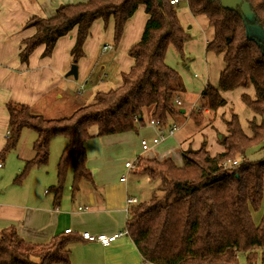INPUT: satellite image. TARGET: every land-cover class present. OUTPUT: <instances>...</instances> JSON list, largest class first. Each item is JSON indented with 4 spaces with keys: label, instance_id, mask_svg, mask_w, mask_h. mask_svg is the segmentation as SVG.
I'll use <instances>...</instances> for the list:
<instances>
[{
    "label": "trees",
    "instance_id": "16d2710c",
    "mask_svg": "<svg viewBox=\"0 0 264 264\" xmlns=\"http://www.w3.org/2000/svg\"><path fill=\"white\" fill-rule=\"evenodd\" d=\"M170 1L163 0L160 7L157 0H87L59 6L51 18L33 16L24 25L23 29L34 28L35 33L21 43L22 62L40 46L51 56L57 41L76 29L71 51L76 65L96 20L107 26L113 17L117 46L127 21L140 6L149 15L141 40L129 52L134 65L122 75L120 87L97 93L92 104L58 119L37 115L26 105L7 104L9 130L0 159L16 148L24 129L36 133L35 155L25 163L16 184H22L32 169L48 164L54 137L65 138L57 183L49 188L54 206L59 207L71 166L73 194L91 178L84 144L92 127L98 128L100 136H110L136 130L143 123L145 108H153L152 118L161 125L177 113L174 101L185 90L181 76L166 63V54L172 45L184 59L190 35ZM242 1L249 4L252 19L240 6L224 9L220 0H187L191 14L205 16L214 31L206 50L222 54L225 64L218 87L209 84L204 89L202 106L217 112L227 104L221 92L253 86L254 98L244 93L241 99L262 122L256 118L249 122V136L233 114L225 122L228 134L219 141L224 151L212 156L206 143L197 150L188 148L182 151L181 168L171 159L139 160L136 171L160 181L162 195L156 192L148 201L132 205L126 230L150 264H239L240 255L245 256V264H264V212L258 224L254 218L264 203V159L253 162L246 157L249 149L264 145V0ZM193 119L200 124L194 114ZM80 239L64 233L46 244H33L9 227L0 233V264H71L69 247Z\"/></svg>",
    "mask_w": 264,
    "mask_h": 264
},
{
    "label": "crops",
    "instance_id": "0c3cea01",
    "mask_svg": "<svg viewBox=\"0 0 264 264\" xmlns=\"http://www.w3.org/2000/svg\"><path fill=\"white\" fill-rule=\"evenodd\" d=\"M6 1L0 0V6ZM14 1L15 9L0 14V21L7 19L10 24L8 33L0 38V152L5 146L9 130V114L6 108L8 103L26 105L37 115L47 119H58L69 117L80 107L92 104L97 93L120 87L122 75L128 73L134 65L129 52L141 40L149 19L145 6H140L127 21L117 46L113 42V17L109 19L107 26L103 20H96L84 43V56L76 64L78 77L75 78L68 76V73L75 65L71 51L76 40V29L57 41L51 56L45 54L44 46L38 47L24 62L19 59V53L22 41L35 33L34 28L23 29L31 17L51 18L59 6L85 3L87 0ZM174 6L180 23L188 34L190 35L189 30L196 32L194 34L196 40L189 39L185 43L184 50L192 51L195 45H200L201 54H204V48L205 52H208L207 44L214 38V31L208 19L205 16H193L188 6L180 9L181 0ZM188 24L191 25L189 28H187ZM198 37H201L200 40H197ZM106 46H112L113 49L104 51ZM170 47L174 48L172 45ZM211 53L213 52L206 53V67L200 68L201 74L193 73V76L188 74L192 67L196 70L194 63L190 65L184 63V67L177 68L185 91L177 95L176 99L182 103L175 104L177 113L170 115L166 125H151V121L154 120L153 108H145L143 123L138 124L134 131L102 137L97 127L89 130V137L84 145L87 154L86 166L91 171V178L82 181L79 191L73 194L71 189L73 167L71 166L59 207L54 206V196L49 193V188L57 183V165L67 140L63 137H54L50 143L49 165L35 170L21 186H15L12 183L13 179L22 171L25 163L32 160L35 155L33 144L36 135H31L33 137L28 139L29 144L23 147L22 142L27 134V129H24L21 139L13 150L12 158L15 157V163L11 159V166H9L10 161L7 159L6 169L1 171L0 233L6 228L14 227L25 241L46 244L53 237L64 234L67 229H71L72 234L79 238L83 232L94 235L123 232L126 230L130 207L149 200L141 198L142 194L138 188L139 180L149 177L136 170L126 171L124 168L128 161L139 162L140 159H148L163 162L171 159L177 167L181 168L184 166L182 151L188 148L197 150L203 143H206L207 150L212 156L222 153L224 148L219 142L221 135L216 134L210 127L205 128L204 124H197L191 116L198 107L204 105L202 93L206 86L210 84L218 87V77L225 68L224 61L219 66L218 60L221 58L213 57L215 53ZM220 55L223 59V55ZM215 61L218 62L216 67ZM166 63L171 66L167 54ZM205 69L207 77L204 78L203 70ZM191 78L197 79L195 85L191 84ZM198 80L202 83L204 80L203 86L198 83ZM197 83L199 86L196 85ZM251 88L252 92L246 90L248 88H238L221 92V94L225 100L230 93L234 92H237L238 96L241 94L240 98L244 93L254 98L255 91L253 87ZM199 98L202 100L200 106L197 105ZM64 100L79 101L78 108H76V102L69 116L50 114L61 106ZM226 105L217 111L220 119L217 118L213 124L221 134L225 135L228 133L221 116L228 121L233 115L227 111L228 101ZM188 118L195 125L194 134L187 139H184V136L180 139L176 138L188 122ZM255 118L258 123L262 122L261 117L253 113L248 115L249 120L246 124L249 126V122ZM173 126L177 127V131L173 136H169L168 131ZM242 128L247 135H252L250 128L249 132L244 126ZM155 138H162V140L150 151L144 152L141 141L145 139L152 141ZM246 157L253 162L264 159V145L249 149ZM0 162L4 166V160L0 159ZM123 177L125 181H121ZM150 182L154 180L150 179ZM152 189L151 195L158 192V187ZM129 199H136L137 203L129 204ZM260 210V213H254V218L257 216L256 223L261 220L264 203ZM69 248L71 264H150L142 258L130 236H123L108 246L99 242H87L81 238L72 243Z\"/></svg>",
    "mask_w": 264,
    "mask_h": 264
},
{
    "label": "rangeland",
    "instance_id": "374dc122",
    "mask_svg": "<svg viewBox=\"0 0 264 264\" xmlns=\"http://www.w3.org/2000/svg\"><path fill=\"white\" fill-rule=\"evenodd\" d=\"M15 5L16 4H15V1L14 0H7L4 5L0 6V14H3L4 12H7V13L8 12H11V9H15L16 8ZM187 6H188L187 5V0H181L180 9H184ZM190 24L187 25V28H189V26H191ZM9 28H10V24H9V22H8L7 19H4L3 21H0V38L3 37V36H5L8 33L7 29H9ZM189 33H190V40H193V39L196 40V37L194 35L196 32H193V30H189ZM200 38L201 37H198L197 40H200ZM197 44H199V43H197ZM201 52H202L201 46L200 45H195L193 47V50L192 51H185L184 50L185 57H184V59H181L180 56L178 55V53L176 52V50H174V48L170 47L169 50H168V53H167V58L168 57L170 58V62H171V66L170 67L172 69H174L178 74H179V70L177 68L184 67V63H186V65H190L191 63H194V66H195L196 70L194 69V67H192V69L188 71V74H190L191 76H193V73L201 74V72L199 71L200 68L201 67H203V68L206 67L205 66V56H206V53H208V52H205V48H204V54H201ZM211 54H213V53H211ZM213 57H220L221 58V59L218 60L219 66L223 63V59H222V57H221L220 54H213ZM218 62L215 61V63H214L215 67L217 66ZM203 71H204L203 76L205 78V77H207V75H206V69L203 70ZM195 80H197V79L191 78V84L192 85H195ZM198 83L199 84H202V86H203L204 80H203V83H202L201 80H198ZM198 83L196 84L197 86H199ZM251 87H253V86L248 87V89H246V90H248V91L251 90V92H252L253 90H252ZM240 95L238 96V93L237 92H234V93H230L227 96V98H228V99H226L228 101V109H227V111H228V113H231V114H234L235 113L236 115H238L242 126H244L245 129H248V132H249V126L246 123H247V120H249L248 119V115H253V112L247 106H245V104L242 102V100L240 98ZM76 102H77V107L76 108H78L79 101L76 100L74 102L73 100H64V101L61 102L62 103L61 106H59L56 110H54L50 114H52V115L55 114V116H65V115H68L69 116V114H70V112L72 110V107L74 108ZM201 103H202V100L199 98L197 100V105L200 106ZM174 105H175V103H174ZM204 108L207 109V111L205 112V114L199 112L198 109H197L198 112L197 113L196 112H193V114L198 117V119L200 120V124H204L205 128L206 127H210V128H212L214 130V132L216 134H219V136L221 135L219 137V141H220L223 138V136H225V134H221L220 133V130L218 128L214 127V125H213L214 122L217 120V118H219V116H218L217 112H212L211 110H209V108H207V106L204 107ZM230 109H231V111H230ZM57 113H59V114H57ZM193 114H191L192 118H193ZM221 118H222V121L223 122H226L225 119H224V117L221 116ZM194 128H195V125L193 124V121H191L190 118H188V122L185 123L183 130L182 129H181L182 131L180 130V132L177 134L176 138H179L180 139V138H182L184 136V139H187L188 137H190L191 135L194 134ZM226 131H227V127H226ZM26 133L27 134H25V138H24L25 140L23 139V142H22L23 143V147H27V145L29 144L28 143V139L30 137H33V136L36 135V133L34 131L30 130V129H27ZM31 135H33V136H31ZM149 142H151V141H149ZM189 149L194 150L192 148H189ZM12 156H13V151L10 152L6 156V158L4 159V166H3L2 169H0V177H1V171H4L6 169V165L8 163V160L7 159H9V161H10L9 162V166H11V159H12L13 163H15V161H16L15 160V157L12 158ZM24 167H25V165H24ZM24 167H23V169H24ZM41 168H44V167L32 169V171L30 172L29 176L35 170H40ZM124 169L127 171L126 168H124ZM21 172L22 171H20L19 174ZM29 176L23 181L22 184H24V182L29 178ZM16 177L13 179L12 183L15 186H21L22 184L19 185V184H16L15 183ZM153 187H158V194L159 195H162V193L159 192V188L161 187L160 181L154 180V182H150V179L149 178H141L139 180V186H138V188H139V191L142 194V197L141 198L143 200L150 199L151 192L153 190L152 189ZM260 212H261V210L258 211V213H260ZM256 219H257V216H256L255 220ZM245 263H246L245 256L244 255H240L239 256V264H245ZM256 264H261V262L258 261Z\"/></svg>",
    "mask_w": 264,
    "mask_h": 264
},
{
    "label": "built area",
    "instance_id": "2783aa9c",
    "mask_svg": "<svg viewBox=\"0 0 264 264\" xmlns=\"http://www.w3.org/2000/svg\"><path fill=\"white\" fill-rule=\"evenodd\" d=\"M170 3L172 5H177L179 4V0H171ZM112 46H106L104 47V51L105 50H112ZM181 101L179 99H176L175 100V104L177 105H181ZM198 110L199 112L205 114V112L207 111V109H205L203 106H200L198 107ZM151 125H154V126H161V123L159 120H152ZM177 131V127L176 126H173L169 131H168V135L169 136H173L174 133ZM163 137V136H162ZM162 140V138H155L153 139L151 142H149L148 140H142L141 141V147L143 149L144 152H148L152 149L153 146H156L160 143V141ZM235 165L237 164V162H233V163H227V165ZM139 165V162L137 160H132V161H128L126 164H125V168L128 170V171H133V170H136L137 167ZM3 167V164L0 162V169H2ZM121 181H125V177H123L121 179ZM128 203L129 204H136L137 203V200L136 199H129L128 200ZM81 210V208H80ZM65 233L67 234H70L72 233V230L71 229H67L65 231ZM123 236H128V232L127 230L123 231V232H119V233H115V234H111V235H106V234H100V235H94L90 232H83L81 234V238L84 240V241H87V242H99V243H102L106 246L114 243L117 239L123 237Z\"/></svg>",
    "mask_w": 264,
    "mask_h": 264
},
{
    "label": "water",
    "instance_id": "95a60500",
    "mask_svg": "<svg viewBox=\"0 0 264 264\" xmlns=\"http://www.w3.org/2000/svg\"><path fill=\"white\" fill-rule=\"evenodd\" d=\"M221 5L224 9H236L239 6L242 8L244 14L249 18H253V13L250 9L249 4L244 3L242 0H220ZM160 7H163V0H157ZM68 76L78 77L77 66L73 65L68 73Z\"/></svg>",
    "mask_w": 264,
    "mask_h": 264
}]
</instances>
